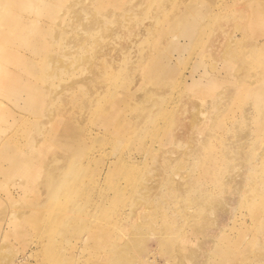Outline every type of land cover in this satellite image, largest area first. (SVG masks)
I'll use <instances>...</instances> for the list:
<instances>
[{"label": "rangeland", "instance_id": "obj_1", "mask_svg": "<svg viewBox=\"0 0 264 264\" xmlns=\"http://www.w3.org/2000/svg\"><path fill=\"white\" fill-rule=\"evenodd\" d=\"M0 121V264H264V0H0Z\"/></svg>", "mask_w": 264, "mask_h": 264}, {"label": "bare ground", "instance_id": "obj_2", "mask_svg": "<svg viewBox=\"0 0 264 264\" xmlns=\"http://www.w3.org/2000/svg\"><path fill=\"white\" fill-rule=\"evenodd\" d=\"M186 17L182 16V18H180V17L177 18L175 20L176 23L174 25L183 24L184 22H187V21L189 22L190 18L187 17L188 18L187 19ZM252 22H254V21L252 20ZM183 36L190 37L189 33L188 34L185 33V34H183ZM13 54H14V52H12V51L11 52H8L6 50L2 51V56H18V55H13ZM9 62L11 65H14V67L17 66L20 69L24 70L25 73H28V75L30 73V76H32V77H35L34 75H36V72L38 71V69L31 63V61L29 59H23L22 56L20 58L15 59V60L12 58H9ZM24 71H22V72H24ZM1 79H2V84H3L2 89L4 91L10 92L11 94H15L19 100L26 101L27 105H29V106L31 105L33 107V111H32L33 114L36 115L37 117L41 116L40 114L43 111L42 103L40 100L42 97V94L38 90L36 83L27 80L25 77L21 76L20 74L14 75L11 73V71L5 72V74H3L1 76ZM4 110H5V108H4ZM1 111H3V110H1ZM1 118H3V116ZM102 118H105L108 121V123H112L111 118H113V117H112L111 113L104 114V116ZM64 123H65V120H64ZM70 124H72V123H70ZM64 127H66V126L64 125ZM5 128H3L2 126L0 127V134L6 132ZM72 128H73V126H72ZM76 128H77V126H76ZM68 129H66V130L72 131L75 129V126L73 129H70V127H68ZM77 130H78V128H77ZM69 134H71V133L69 132ZM75 142L77 144L76 146H78L79 143H80V145L84 143V139H81L79 141L76 140ZM82 148H83V145H82ZM14 154H15V151H13L12 148L8 144H6V145L4 144L0 149V160H6V159L11 160L14 157ZM20 157H22V156H20ZM20 157H19V159H20ZM21 159L24 160L22 167L20 168V170H18L19 169V165H18V167L15 169V172L19 171V174L21 176H24L30 180H36L37 176L40 172V170H39L40 162L39 163L38 162H31L30 159H28L27 157H24V156ZM79 186H81V185L77 184V187H79ZM24 188H26V187H24ZM29 189H30V187H29Z\"/></svg>", "mask_w": 264, "mask_h": 264}]
</instances>
